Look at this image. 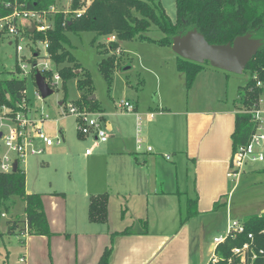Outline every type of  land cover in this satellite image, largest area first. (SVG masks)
<instances>
[{
    "label": "crops",
    "instance_id": "crops-1",
    "mask_svg": "<svg viewBox=\"0 0 264 264\" xmlns=\"http://www.w3.org/2000/svg\"><path fill=\"white\" fill-rule=\"evenodd\" d=\"M173 56L165 57L180 72ZM152 75L155 96L149 103L138 100L136 89L134 100L125 98L133 104V112L123 111L118 104L108 114L101 108L106 141L94 143V137L77 133L93 148L88 154L87 148L82 154L66 153L74 169L70 184L30 188L25 173V191L40 194L50 234L14 235L19 238L18 264H97L106 248L112 250L109 264H208L212 260L213 239L225 235L231 220L227 204L231 191L245 169L260 162L246 164L237 181L226 176L237 92L230 100L223 91L219 93L222 73L203 68L189 89L183 73ZM149 112L154 113L152 118ZM136 114L142 117V149L136 148ZM55 130L64 141V130ZM35 144L44 153L61 143L46 146L38 140ZM103 193L108 194L106 219L92 220L89 198ZM195 197L197 214L180 224L186 201ZM22 218L23 213L8 220ZM8 220L0 230L7 239Z\"/></svg>",
    "mask_w": 264,
    "mask_h": 264
},
{
    "label": "trees",
    "instance_id": "trees-1",
    "mask_svg": "<svg viewBox=\"0 0 264 264\" xmlns=\"http://www.w3.org/2000/svg\"><path fill=\"white\" fill-rule=\"evenodd\" d=\"M27 7L34 10L47 9L56 0H25ZM74 6H76L74 4ZM175 20L167 15L160 0H93L86 11L78 18L67 19L63 12L53 17L52 28L37 33L40 39L47 38L48 51L58 66L62 85L67 79H75L79 91L77 100L72 101L87 111H101L96 99L90 98L94 92L93 82L87 69L80 65L70 50L67 32L92 31L101 37L113 36L109 46L100 44V52L107 54L99 64L100 71L109 77V71L117 56L115 51L120 41L148 40L158 45L171 46V38L179 31L196 27L210 44H225L238 35L252 31L264 38V0H175ZM162 33L159 39L150 38V30ZM1 41V38H0ZM176 68L184 75L185 88L189 89L196 75L204 68L203 63H196L181 57L176 58ZM249 78L244 85L237 88L234 100V131L232 132V149L246 144L254 132L255 124L250 110L258 108L261 95H264V48L260 50L246 65ZM46 76L45 74H43ZM260 82V85H257ZM27 81L14 77H0V105L16 108L25 94ZM63 102V101H61ZM79 135V134H78ZM12 196H18L23 202V218L6 222V235L22 233L48 235L50 230L42 209L39 193L25 191V172L21 165L15 171L0 172V205ZM108 194L92 195L89 198L88 216L92 220L104 221L107 215ZM196 197L186 201L184 213L180 216V224L197 214ZM219 205L214 203V208ZM146 227V221L141 220ZM243 231L229 235L215 249L217 260L208 264H230L231 249L250 241L252 235L254 248L264 249V212L246 216L242 221ZM111 248H106L97 264H109ZM8 253L0 264H7ZM251 264H264V256L258 257Z\"/></svg>",
    "mask_w": 264,
    "mask_h": 264
},
{
    "label": "rangeland",
    "instance_id": "rangeland-1",
    "mask_svg": "<svg viewBox=\"0 0 264 264\" xmlns=\"http://www.w3.org/2000/svg\"><path fill=\"white\" fill-rule=\"evenodd\" d=\"M160 1L169 18L174 21L176 17L175 0ZM66 35L70 42L72 55L81 66L89 71L94 86L92 95L106 114L114 111L120 99L129 98L134 100L136 97L132 94L136 89L138 100L149 103L155 96V82L152 75L155 71L160 76L170 75V73L171 75L173 73L182 75L181 72L175 70L173 60L168 61L165 57L167 54L178 57L172 51L171 46L163 47L152 41L133 39L120 41L119 48L110 51V53H115L117 58L109 71V77H106L100 71L99 64L103 58H106L107 54L100 52L99 48L100 44L105 47L109 46L115 39L112 40V36H97L92 31L67 32ZM147 35L153 39L162 37V33L155 29L148 31ZM14 56V45H9L6 40L0 41V77L9 75L8 72L11 67L16 64ZM60 66L58 65V68ZM203 66L206 69L222 73V80L219 79L217 86H219V93L223 91L224 98L226 96L228 100L236 95L238 86L244 85L249 78V72L245 69L241 74H234L213 68L208 62H204ZM176 82L173 81L175 85ZM162 87H164L163 84ZM199 93H201L200 89L197 93L198 97H200ZM25 95L33 107L37 104L42 106L43 111L52 118V120L47 121L43 129L48 137L53 138L58 134L55 128L64 130V141H61L60 145L45 149L44 153L39 155L28 154L24 158L21 166L25 169L26 180L30 188L40 187L41 185L49 186V184L67 185L69 183L68 177L74 169L66 153L72 150L82 154L86 148L89 150L93 148L92 145H85L84 141L78 137L75 118L71 115H61V108L57 104L59 101H63L62 104L64 105L65 102L68 103L78 99L79 91L76 88L75 79H67L63 85L60 83L51 95L39 101L35 95L34 82L29 78ZM185 95V93L180 94L181 101L185 100ZM263 98L264 95H261L260 99L262 101ZM92 112L99 111L94 110ZM3 150L2 141H0V151ZM41 160H46L48 165L41 166L39 164ZM230 188H232V183ZM227 204L232 209L228 218L239 223H242L246 216L264 211V161L255 163L245 169L244 174L231 191ZM1 213H4L6 217H1ZM22 213L23 203L20 198L18 196L10 197L5 205H0V230L5 225L6 220L20 217ZM226 218L225 215V226ZM6 252L8 253L7 264L19 263V238L14 235L8 239L3 238L0 232V263H2Z\"/></svg>",
    "mask_w": 264,
    "mask_h": 264
},
{
    "label": "built area",
    "instance_id": "built-area-1",
    "mask_svg": "<svg viewBox=\"0 0 264 264\" xmlns=\"http://www.w3.org/2000/svg\"><path fill=\"white\" fill-rule=\"evenodd\" d=\"M93 0H56L55 4L47 9L34 10L27 7L25 0H0V38L14 45V57L16 64L8 72L7 77L28 80L34 82V69L43 75L48 86L55 90L61 83L58 66L52 60L48 51L49 42L47 38H37L35 34L42 33L44 36L52 28L53 17L57 12H63L67 19L78 18L90 6ZM74 4L76 6H74ZM114 37L112 36V40ZM260 85V82H257ZM35 87V86H34ZM26 91V90H25ZM25 91L23 92L25 94ZM35 95L42 101L39 92L35 87ZM250 110L251 119L255 124L254 132L249 141L244 145H238L232 151L226 176L232 181H237L243 167L248 163L261 162L264 160V109L260 107ZM118 106L125 112H133V104L120 99ZM61 115H71L75 118L77 133L82 137H94V143L104 142L108 134L103 127V119L99 112H92L82 109L72 101L59 106ZM154 113L149 112L148 117L152 118ZM51 117L45 113L42 107L32 106L28 98L23 97L16 108L7 105H0V141L4 150L0 151V172H11L14 161L17 167L24 162L28 155L42 153V149L35 142L41 141L46 146L57 145L62 141L60 133L53 138L48 137L43 131L45 122ZM142 117L136 114V148L142 149V138L140 131ZM146 150H151L149 146ZM90 152L86 149V153ZM1 216H5L1 213ZM243 231L242 223L235 220H228L225 235L215 237L214 244L222 243L229 235ZM264 233V229L262 230ZM250 241L242 246H235L231 249L232 256L230 264H251L258 257L264 256V249L256 250L252 242V235L248 234ZM23 257L20 261H23ZM217 256H212V262Z\"/></svg>",
    "mask_w": 264,
    "mask_h": 264
},
{
    "label": "water",
    "instance_id": "water-1",
    "mask_svg": "<svg viewBox=\"0 0 264 264\" xmlns=\"http://www.w3.org/2000/svg\"><path fill=\"white\" fill-rule=\"evenodd\" d=\"M263 48L264 38L252 31L225 44L208 43L196 27L179 31L171 38V49L177 56L200 64L208 62L213 68L234 74H241L251 58ZM34 84L42 99L54 92L37 69H34ZM90 98L94 99V96ZM16 169L17 161H14L12 171Z\"/></svg>",
    "mask_w": 264,
    "mask_h": 264
}]
</instances>
